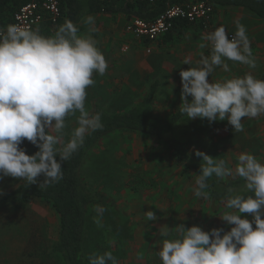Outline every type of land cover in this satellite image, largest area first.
I'll return each mask as SVG.
<instances>
[{
	"label": "rangeland",
	"instance_id": "rangeland-1",
	"mask_svg": "<svg viewBox=\"0 0 264 264\" xmlns=\"http://www.w3.org/2000/svg\"><path fill=\"white\" fill-rule=\"evenodd\" d=\"M222 9L211 16L212 22H207L204 29L191 30L182 42L168 49L155 48L153 53L148 54L136 50L135 43L133 58L130 51H123L124 45L133 44L126 33L128 20L125 15H114L117 22L112 20L111 14L89 15L94 17L95 31L89 32L90 26L84 22L88 31L79 34L92 36L105 56L108 68L103 76L93 74L95 83L87 89L86 108L92 112L94 105L98 104L107 113L131 109L155 85L151 108L160 117L170 116L182 103L180 72L190 67L183 64L185 58H190L191 66H196L202 55L211 54L204 35L224 26L231 36L236 31V20L246 27L256 67L253 69L227 60L229 70L216 67L209 80L243 77L247 73L261 79L264 71V29L261 22L252 19L256 29L252 36L247 30L248 25H253L249 18L252 15L236 7ZM242 124L243 131H236L227 120L210 124L207 119L188 120L185 116L178 122L175 135L191 153L201 150L225 159L229 166H234L242 152L254 154L264 161V116L245 118ZM67 125L65 140L77 126L76 117H68ZM152 142L135 132L117 131L106 136L87 155L81 168L82 176L98 198L87 215L84 249L88 258L110 251L118 264H162L158 255L162 243L161 228L167 229L170 236L176 235L175 227L180 223L185 227L199 225L206 231L217 227L230 230L231 225L219 217L225 208L203 215L202 207L192 198L194 184L182 182L168 160L167 150H154ZM154 158L153 161H158L155 166L159 168L160 185L146 194L140 191L139 198L133 199L130 192L133 173L139 169L147 183L151 181ZM23 182L13 177L0 179V196ZM175 196L184 200L171 201ZM149 211L155 214L154 220L148 217ZM57 233L58 218L44 202L0 207V264H58L51 251Z\"/></svg>",
	"mask_w": 264,
	"mask_h": 264
},
{
	"label": "clouds",
	"instance_id": "clouds-1",
	"mask_svg": "<svg viewBox=\"0 0 264 264\" xmlns=\"http://www.w3.org/2000/svg\"><path fill=\"white\" fill-rule=\"evenodd\" d=\"M84 22L89 32L95 31L94 17ZM235 24L231 37L224 26L204 35L211 54L202 55L196 66H191L190 58L183 61L190 67L180 72L179 111L188 120L207 119L210 124L227 120L234 130L243 131V119L264 116V79L247 73L209 80L216 67L229 70L227 60L256 67L246 27L239 20ZM107 68L96 41L89 34H79L71 20L50 36L21 25L0 29V179L13 177L30 185L43 175L39 182L43 187L63 178L62 162L72 157L87 135L103 128L101 113L90 112L86 98L87 89L95 83L93 74L103 76ZM71 116L76 117L77 126L65 140ZM24 140L38 151L29 154L21 147ZM195 155L202 158L195 176L196 197L208 198L205 189L213 175L242 178L250 194L229 195L224 202L219 217L231 225L228 231L180 223L176 235L170 236L161 228L158 255L162 264H264V161L242 152L229 166L225 159L198 149ZM147 215L155 219L152 211ZM89 264L118 261L108 251L90 256Z\"/></svg>",
	"mask_w": 264,
	"mask_h": 264
},
{
	"label": "trees",
	"instance_id": "trees-1",
	"mask_svg": "<svg viewBox=\"0 0 264 264\" xmlns=\"http://www.w3.org/2000/svg\"><path fill=\"white\" fill-rule=\"evenodd\" d=\"M28 1L0 0V27L6 28L10 25L14 14ZM201 1L213 6V12L209 19L199 23L177 20L174 27L162 36L160 44L176 43L179 39L184 38L194 26H198V29L201 30L204 29L207 22H212L211 16L226 6L246 8L264 20V0H158L153 3L139 0H60L61 17L56 22H52L46 15L45 20L35 26L33 30L39 29L42 35L50 36L65 21L71 20L81 33L83 31L81 21L88 15L120 13L125 15L127 20L134 18L154 20L169 6ZM144 41L149 43L146 39ZM261 79H264V73ZM155 92L156 86L153 85L149 94L137 105L116 113H107L98 104H95L92 112L101 113L103 128L87 135L84 144L72 157L62 162V179L40 187L39 182L44 179L41 175L37 183L28 185L27 182H23L10 192L0 196V207L21 206L31 202H44L50 206L58 218V233L51 248L58 264H89V258L84 249L85 227L89 210L97 204L98 198L87 186L81 168L89 152L93 151L109 134L117 131H130L154 141L155 143L152 142L154 150H167L168 160L182 182L193 183L195 187V176L200 172L202 159L187 150L175 135V128L185 115H182L179 109L166 117L155 114L151 108ZM21 147L29 154L38 151V148L27 140L23 141ZM153 160L155 158L152 159L153 170L150 173L152 180H148V183L139 169L133 173V186L130 187L133 199L139 198L140 191L146 194L160 185L158 178L161 179V177L157 174L159 168L155 166L158 161ZM162 170L164 169L162 168ZM208 185L209 187L205 189L208 198L196 197L194 193L192 196L196 203L202 207L203 215L222 210L229 195L250 194L245 191L242 178L226 181L213 175L209 178ZM175 199L184 200L178 196L170 200L175 202ZM249 218L251 219V216Z\"/></svg>",
	"mask_w": 264,
	"mask_h": 264
},
{
	"label": "built area",
	"instance_id": "built-area-1",
	"mask_svg": "<svg viewBox=\"0 0 264 264\" xmlns=\"http://www.w3.org/2000/svg\"><path fill=\"white\" fill-rule=\"evenodd\" d=\"M143 2H156L158 0H139ZM213 12V6L207 2H186L184 4L169 6L154 20L134 18L127 22L126 32L138 39L155 42L168 33L177 20H186L190 23H199L208 20ZM48 15L52 22L61 17L60 0H29L14 14L13 25H21L33 29L45 20ZM0 29H5L0 27ZM231 37V36H230ZM151 48L148 49V52Z\"/></svg>",
	"mask_w": 264,
	"mask_h": 264
},
{
	"label": "crops",
	"instance_id": "crops-1",
	"mask_svg": "<svg viewBox=\"0 0 264 264\" xmlns=\"http://www.w3.org/2000/svg\"><path fill=\"white\" fill-rule=\"evenodd\" d=\"M226 7H231V6H226ZM236 8H240V9H242L243 11H246L247 13H249L250 15H252V16H249V18H250V20H252V19H254L255 21H258V22H261V24H262V28L264 29V20L262 19V18H260V17H258L256 14H254L252 11H250V10H248V9H246V8H242V7H236ZM221 10H223L222 8H221ZM220 9L218 10V11H221ZM99 14H103V13H97V14H92V15H99ZM117 14H120V13H117ZM111 15H113V18H112V20L114 21V22H117V20L118 19H114L115 17H114V15H116V14H111ZM214 15V14H213ZM89 16V15H88ZM88 16H86L85 18H83L82 19V21H81V25L83 26V31L82 32H85V31H88V28L87 27H85L84 28V19H86ZM107 17H108V15H107ZM237 18L239 19L240 17H238L237 16ZM101 21V20H100ZM129 21V20H128ZM127 21V22H128ZM211 21H212V19H211ZM250 22H252L253 23V25H248V28L249 29H247L248 31H249V33H250V35H254L255 34V27H254V21L252 20V21H250ZM12 23V22H11ZM103 26H105V23L103 22V21H101L100 22ZM251 23V24H252ZM258 24V23H257ZM197 25V24H196ZM257 27V26H256ZM5 28V27H4ZM193 29H195V30H201V29H198V26H194L193 28H191V30H193ZM190 30V31H191ZM190 31H188L187 33H186V35L187 34H189V32ZM81 32V33H82ZM130 37H131V39L133 40V44L132 45H130V46H128V45H124V47H123V51L125 50L126 52L128 51H130V54H131V56H132V58H133V48L135 47V43L137 44L136 45V47H135V49L136 50H143V51H145L146 53H148V54H151V53H153L154 52V49L155 48H160V49H162V50H165V49H168V48H170V47H172L173 45H175V44H177V43H180V42H182L183 40H184V38L186 37V35H185V37L184 38H182V39H179L176 43H174V44H171V45H165V44H160L159 42H160V40H161V38H162V36L159 38V39H157L155 42H149V43H145V41L144 40H142V39H138V38H136L135 36H133L132 34H130V33H128V32H126ZM149 48H151V51L150 52H148V49ZM263 73H264V71H263ZM263 73H262V75H263ZM261 78H262V76H261Z\"/></svg>",
	"mask_w": 264,
	"mask_h": 264
}]
</instances>
